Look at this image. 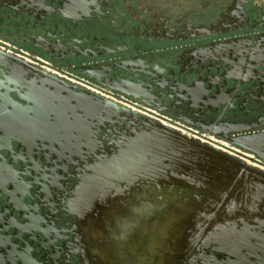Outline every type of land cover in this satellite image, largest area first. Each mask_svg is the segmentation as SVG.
Segmentation results:
<instances>
[{"label": "water", "instance_id": "water-1", "mask_svg": "<svg viewBox=\"0 0 264 264\" xmlns=\"http://www.w3.org/2000/svg\"><path fill=\"white\" fill-rule=\"evenodd\" d=\"M57 2L0 0V38L30 46L39 40L45 43L39 49L56 52L55 32L68 36L72 24ZM238 6L241 12L225 16L244 14L247 28L161 39L140 47L138 62L134 50L93 57L110 80L101 84L107 92L164 112L210 141L0 49V264H31L9 243L44 237L11 206L23 190L13 177L25 167L19 156L32 153L51 170L71 171L69 211L98 264L121 261L103 243L114 232L107 227L113 208L129 210L148 193L163 204L149 218L136 264H264V0ZM99 16L106 20L109 12ZM72 31L111 35L102 25Z\"/></svg>", "mask_w": 264, "mask_h": 264}, {"label": "flooded vegetation", "instance_id": "flooded-vegetation-1", "mask_svg": "<svg viewBox=\"0 0 264 264\" xmlns=\"http://www.w3.org/2000/svg\"><path fill=\"white\" fill-rule=\"evenodd\" d=\"M241 1L172 0L162 4L158 0H58V10L70 17L72 24L68 27L70 32L68 36L64 35L62 29L55 32L52 48L56 52L49 53L39 49L41 46L45 47V43L39 40L33 41L30 46L21 40L9 41L0 38V49L69 83L80 87L78 82H81L105 95L114 96L101 86V84L110 86L111 83L107 77H103L101 70L94 67V56L134 50L137 52L134 53V61L138 62L140 61L138 49L161 39L184 40L196 33L202 35L229 33L247 28L244 14L237 17V20L225 16V10L239 12L238 5ZM87 5H91L97 15L92 17L86 8ZM76 7L80 8L79 12L76 11ZM105 11L109 12V17L103 20L99 15ZM116 15H123L124 18H117ZM75 20L77 22L73 23ZM84 24L102 25L111 35L108 40L102 37L74 36L76 32L72 31V28L83 27ZM261 24L264 25L262 15ZM117 97L150 108L130 97ZM152 110L167 116L185 129L198 133L168 114ZM19 157L25 162V167H22L20 173H14L13 177L23 190L12 200L11 206L19 210L20 216L33 220L44 237L36 239L35 235L29 240L22 236L20 242H10L8 249L25 257L31 264H98V260L89 252L93 244L84 242L77 218L69 211V202L74 192L71 171L61 173L58 169L51 170L52 165L45 163L40 154H25ZM24 174L28 179L23 176ZM26 195L30 200L25 198ZM9 212L4 205L3 213L10 214ZM14 219L18 220L17 215L13 213L12 221L16 223ZM131 225L130 220L120 218L116 223L118 231L113 232L116 239L109 237V233L103 238V243L109 245L115 253V258L121 260L120 264L138 262L137 259L127 256L126 243L130 242L133 228L127 230L126 227ZM90 257L95 263L91 262Z\"/></svg>", "mask_w": 264, "mask_h": 264}, {"label": "bare ground", "instance_id": "bare-ground-1", "mask_svg": "<svg viewBox=\"0 0 264 264\" xmlns=\"http://www.w3.org/2000/svg\"><path fill=\"white\" fill-rule=\"evenodd\" d=\"M167 198L168 196H165V199ZM162 204L163 202L161 201L160 196L148 193L147 199H140L129 210L125 205H120L113 208L111 217L107 219V227L110 230L117 232V220L120 218L127 220L131 217L130 221L132 225L126 227L127 230H129V228H133V235L131 236L130 242L126 243V250L128 253L127 256L132 257L133 259L139 258L141 247H143L146 242L145 236L147 234V226L150 225V227H152L153 225L150 224L153 220L149 218L150 216H153L158 209H160Z\"/></svg>", "mask_w": 264, "mask_h": 264}, {"label": "built area", "instance_id": "built-area-1", "mask_svg": "<svg viewBox=\"0 0 264 264\" xmlns=\"http://www.w3.org/2000/svg\"><path fill=\"white\" fill-rule=\"evenodd\" d=\"M79 85L81 86H84L85 88L97 93V94H101L103 96H106L108 98H112L114 100H116L117 102H119L120 104L130 108L131 110H134V111H137L143 115H146V116H149L150 118L154 119V120H157L158 122L162 123V124H165V125H169L173 128H177V129H180L181 131H184L186 133H189L191 134L192 136L196 137V138H199L200 140H207V141H210L208 140V137H205L204 135H199L198 133H196L195 131H191V130H188V129H185L184 127L172 122L167 116L163 115V114H160L159 112H156L150 108H147V107H144V106H141L139 105L138 103L136 102H133V101H130L128 99H125L123 97H117V96H110V95H105L97 90H94L92 88H89L88 86L82 84L81 82H78ZM262 169H264V167H261Z\"/></svg>", "mask_w": 264, "mask_h": 264}, {"label": "crops", "instance_id": "crops-1", "mask_svg": "<svg viewBox=\"0 0 264 264\" xmlns=\"http://www.w3.org/2000/svg\"><path fill=\"white\" fill-rule=\"evenodd\" d=\"M159 2H161L162 4H164V2H167V1H172V0H158ZM233 150H230V152H232Z\"/></svg>", "mask_w": 264, "mask_h": 264}, {"label": "rangeland", "instance_id": "rangeland-1", "mask_svg": "<svg viewBox=\"0 0 264 264\" xmlns=\"http://www.w3.org/2000/svg\"><path fill=\"white\" fill-rule=\"evenodd\" d=\"M108 236L113 238V239H116V237H114L113 233L109 234Z\"/></svg>", "mask_w": 264, "mask_h": 264}]
</instances>
